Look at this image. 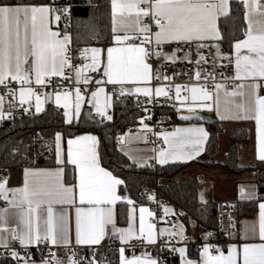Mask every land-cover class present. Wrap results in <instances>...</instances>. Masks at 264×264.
I'll list each match as a JSON object with an SVG mask.
<instances>
[{"label": "snow or ice", "instance_id": "1", "mask_svg": "<svg viewBox=\"0 0 264 264\" xmlns=\"http://www.w3.org/2000/svg\"><path fill=\"white\" fill-rule=\"evenodd\" d=\"M229 0H111L112 34L115 47L107 49V63L104 67V75L107 83L124 84L126 82L149 81L151 79V66L147 60L151 56L157 58L165 55V59H171L160 51L165 43L203 41L205 39H221L217 27L220 15H228ZM251 9H261L264 5L259 0H241ZM60 11L50 5L42 3H28L27 0H0V86L7 91L0 95V121L6 118L4 113L5 96L14 97L17 90L9 88L10 82H18L21 87L18 90L19 103L23 106L35 96V112L40 113L44 109L40 95L31 87L33 83L44 86L46 77L64 76L65 68L72 67L71 56L68 55L69 37L53 31L50 27L53 14ZM68 8L63 9L67 14ZM144 18L150 19L158 29L154 33L151 26L144 23ZM60 15H55L54 20L59 21ZM246 39L235 44V79L241 81L251 79L252 83L236 85L232 92L225 90L226 97H245V88L249 90L250 101L235 104L239 110L234 118L254 119L258 140V158L264 161V96L258 94V90L264 87L258 81L264 80V32L253 34L249 28L245 32ZM140 43L129 41L140 38ZM154 44L156 50L152 51L145 45ZM203 46V45H201ZM241 49H246L249 55H240ZM101 49H85V53L91 52L92 63L83 68H76V81L81 82L82 72L85 68L96 71L100 63ZM187 58V57H186ZM203 58V57H201ZM67 79V77H65ZM199 78V73H197ZM50 83V79L47 81ZM83 83H89L88 78H83ZM99 83V82H97ZM25 85H28L25 87ZM224 85L216 84V92H210L205 86L189 89L191 96L181 97V86H176V99L182 107H186L189 115L182 116L183 120L199 119L198 110H213L219 112L220 90ZM101 88L99 92H103ZM137 93H143L146 97L152 95V89L137 87ZM94 92L93 98L98 96ZM121 94H125L123 89ZM155 95H168L164 88H156ZM70 94L57 93L55 102L59 106L61 100L63 107L68 109ZM47 98V97H46ZM82 96L80 89H76L75 116H79ZM26 111L28 109H25ZM96 110L102 117L104 110L97 101ZM11 113H8L10 116ZM67 122L71 123L73 114L65 111ZM111 120V116L106 117ZM225 117H221L224 119ZM233 118V117H228ZM167 149H162L158 154V162L161 165L169 162L187 163L196 159L204 151V144L208 139V133L203 127L177 128L171 133H163ZM61 135L55 136L56 162L62 167L55 171L24 170L22 187L9 188L7 179L0 180V201L6 207L0 208V247L8 248V240L4 233L12 241L18 242L23 248L50 243L53 246H68L71 243L69 230V214L67 211L57 213L56 205L75 207V243L77 245H99L105 238V226L113 223V211L111 207L103 205H115L121 199L117 195V186L123 183L111 172L101 167L97 152L98 140L94 135H81L67 141V161L65 162L61 147ZM190 149V150H186ZM65 163L73 165L77 176V183L66 185L63 181ZM42 178V179H38ZM243 195V189L241 190ZM78 195V203H77ZM132 203V201H128ZM87 205L88 207H84ZM10 209H15L18 222L15 227L7 223V215ZM46 213L41 215V211ZM147 209H140V232L144 233L143 214ZM167 211V210H166ZM151 216L152 213L148 212ZM153 225H148V241L154 243L152 235ZM120 233L122 243L133 234L132 228L119 230L113 226V233ZM181 236L183 228L181 227ZM174 235V234H173ZM258 238L261 243H245L238 249L233 246L227 257L210 255L209 247H204L203 264H264V203L259 204ZM185 252L184 248L179 249ZM121 264H157L155 260H141L140 258L125 259L124 249H120ZM10 255L17 264H35L30 254L21 255L17 251H11ZM41 264H64L55 253L49 252V258L41 261ZM67 264H80L73 253ZM89 264H96L95 260ZM185 264H195L186 260Z\"/></svg>", "mask_w": 264, "mask_h": 264}, {"label": "crops", "instance_id": "2", "mask_svg": "<svg viewBox=\"0 0 264 264\" xmlns=\"http://www.w3.org/2000/svg\"><path fill=\"white\" fill-rule=\"evenodd\" d=\"M72 1L76 2V3H82L84 0H72ZM233 1L242 3L241 0H229V2H228V13L230 10V3ZM259 3L261 5H264V0H259ZM242 5H243V10H244L243 11V19H244V25H245L244 36L240 40L235 41L232 45L231 51L229 53H226V69L228 71L229 78L232 80H235L236 84L234 83L233 85H227L224 82H217V83L213 84L212 86L204 85L205 82H210L214 78V75L211 72L201 73L199 71L200 66L203 62V58H201V57H203L202 56L203 48L206 46H211L214 49H220V47H219V40L220 39H218V40L217 39H205L203 41H192V42H172V43H165L160 47V51L163 54H166L169 57H171V59L166 60L165 55H162L164 60L167 63H170L177 68H183L186 66L192 67V69H193L192 74L190 76H187L190 80H192L194 82L191 85L190 89L192 87L205 86L208 91L215 93L216 92V89H215L216 84H221V85L225 86L224 88H222L220 90V101H221V103H220L219 112L216 111L215 106H214L213 110H211V111H209V110H203V111L198 110L199 113L209 114L212 116L213 120L220 122L222 124V132L221 133H224L227 137H228V134L230 132H232L233 130L242 129V130H245L247 132V140L237 147V164L240 168L246 169V171H244L243 173H241V174H230V173L226 172L225 170H223L219 167L192 165V166H189V167L185 168L184 170H182L180 172V174L178 175L179 181H183V180H187V179H191V178L200 179V181L203 183V185H202V188L200 189V191L198 193V198L200 200V197L202 196V194H204L205 195L204 203H207L209 200H211V201L215 202L216 204H218L219 206H221L223 204H233L234 205L235 202H238V201H253V200L259 199L258 204H257V210H256V213L254 214L253 217H250V218L242 217V218L237 219V221H236V235L235 236L237 237V240H236V243L234 244V246L237 247L238 249L242 248L243 244H245V243H261L262 242L258 238V217H259V204L264 203V193L260 192V188L262 185H260L255 180V176H256L255 173L257 172L256 171V169H257L256 165L258 163H264V161H261L258 158L259 153H258V140H257V132H256L257 126L255 123V120L254 119L245 120V119L234 118L236 116L237 112L239 111L235 107V104L250 101L251 97L248 94L249 90L247 88L244 89V91L246 92V96L243 98L240 96H236V97H226L225 96V90L228 92H232L236 89V85H238V84L244 83L245 85H248V84L252 83L251 79L241 81L239 79L234 78L235 77V58L237 55L236 49H235V44L247 38L245 35V32L249 28L251 29L253 34H260L261 32H264V8L251 9L250 10L243 3H242ZM110 11L112 12L111 0H110ZM55 15L61 16V14L59 12H56L53 14V18H52L51 23H50V27L53 31H57L56 27H58L61 23V19L59 21L54 20ZM224 17H225L224 15H220L218 20L221 18H224ZM145 19L146 18H144V20ZM111 20H112V16H111ZM218 20H217V27H218ZM111 29H112V23H111ZM157 30L158 29L156 27H154L152 32L154 33ZM140 39H142V37L135 38V39L129 41V43L139 44ZM69 43H70V38H69ZM152 44H154V37H153V43ZM201 45H203V46H201ZM115 46L116 45H115V42H114L113 36H112V44L110 46H108L105 49V51H103L100 48L102 50L101 55H100V63L98 64L97 70L94 71L95 76L92 79H88L89 83H87V84L83 83L82 82L83 79L81 78V82H80L81 84L91 85V87L89 88L88 94L86 96L81 95L83 99L81 100L80 114L78 117L75 116L76 91L68 92L70 94V96H69L70 107L68 109H65L63 107V103H64L63 100H61V104L59 106L56 104V102H55V96L56 95L45 94V95L40 96L41 101L43 102L42 103L43 109L45 110V108L48 104L59 109L63 113L64 121L67 124H70V123L67 122V118L64 116L65 111H70L73 114V120L71 123H76L83 116V112L85 109H89L91 111V114L97 120L105 122V121H108V119L106 117L110 116V111H111L112 106H113V101H112V98H111L110 93H109L110 88H118L120 91L123 89L124 93L130 94L132 96L146 97L145 95H143V93L135 92V89L137 87H141V88L148 87V88L152 89V95L150 97L156 96L155 95V89L156 88H153L151 86V79L149 81L126 82L122 85L121 84H115L114 85L111 83H107L108 78L104 75V67L106 66V63H107V49L109 47H115ZM179 47L184 48V50H179ZM84 48L86 49V47H84ZM240 55L241 56L249 55V53L247 52L246 49H241ZM102 56H104V58H105L104 64L102 63ZM197 73H199V78H197ZM150 76H151V72H150ZM59 77H62V76L51 77V78H59ZM32 79H33V83L31 85V87L33 89H35L39 85H36L34 83V74L32 76ZM45 79H47V77ZM97 82H99V83H97ZM202 82H203V84H201ZM258 82L261 83L262 85H264V80H261ZM27 86L28 85H25V87H27ZM20 87H21V85L17 89V95L12 97V102H9L5 99L4 113L6 116H7V112H9L13 108V104H20L19 103V95H18V90ZM101 88L104 90L103 92H99V89H101ZM261 91H264V87H261L258 90V94ZM94 92L99 93L95 99L93 98V95H92ZM190 96H191V93L189 91V97ZM150 97H147V98H150ZM97 101L99 102V106L105 112L104 117H102L101 115H99L97 113V110H96ZM24 105L31 107L33 109V113L35 115L40 114L44 111L43 110L40 113L35 112V106H36L35 96H33L31 98V100L26 102ZM182 110L187 112L186 107L182 108ZM222 116L225 118L221 119ZM228 117H233V118H228ZM2 121H0V123ZM202 122H204V121H201L199 119H193L190 121H179L170 130L161 131V132L157 133V137L164 143L163 149H167L168 145L165 144L164 139H163V135H161V134L171 133L177 128H187V127H193V126L203 127L207 131V133L209 134L204 123H202ZM57 134H60L62 137L61 147L63 150L65 162L67 161V141L69 139H74V138L81 136V135H94L92 133H82V134H79L75 137L65 138L63 136V134L56 133L54 135V138L52 141V155H53V159H54V164L51 166L22 165V166L15 168V169L8 170V178H7L8 185L7 186L9 188H15V187H22L23 186V180H24L23 173H24L25 169L55 171L57 168L62 167L61 165H58L56 162L55 136ZM208 137H209V135H208ZM116 139H117V150L132 165L137 166V167H142V166H145L149 163H153L156 165L163 166L158 162L159 152H155L153 146L150 143L145 141L144 135L142 133H131V134L125 133V134H121V135L118 133ZM207 141H208V139L206 140V142L204 144V149H205ZM44 146L45 147L41 146L39 148V150L35 156H39V157L47 160L49 158L48 157L49 151H48V148H46V146H48V144H44ZM219 147H220V144H219ZM186 150H190V149H186ZM97 152H98V156H99L98 147H97ZM203 153H204V151L196 159L191 160L187 163L169 162L168 164H165V165L188 164L192 161H195V160L202 158ZM219 153H220V149L218 152V156H219ZM99 159H100V157H99ZM63 167H64V175H63L64 183L66 185L76 184L78 173L76 172L74 166L65 163V165H63ZM66 167L69 170L70 178L71 177L74 178L73 182H71V181L66 182V180H65V168ZM106 171H108V170H106ZM203 176H207V181H209L208 184L206 182H204ZM213 177L215 179H213ZM38 179H42V178H38ZM120 186H121V184L119 186H117V189H116L118 196H120ZM242 189H243V195L241 193ZM128 201L129 200L122 202L119 200L115 203V205H111V206L110 205H103L102 206L104 208H108V207L112 208L113 223L107 224L105 226V231H106L105 238L101 241V243L99 245H77L75 243V207H71V206H63L62 207L59 205L54 206L55 211L57 213H60L62 211H67L69 214V230H70L71 243L68 246H63V245L53 246L50 243H47V244H49L51 247H55V248H67V247L68 248H71V247L72 248H74V247L93 248V247H98L101 244H103V242L105 241L106 237L109 234H114L113 233V226L119 230H127L130 227L132 228L133 234L131 237L127 238L126 243L121 242V240L119 238L120 233H118V232L115 233V235L118 238V244L120 246H126V245H129V244L136 242V241L137 242L138 241L143 242V243L149 244V245L154 244L161 237H169V236H174V235L179 234L181 232V227L183 228V234L185 235V237L190 242H195L201 238V234H198L195 231L193 223H190V226L192 228L191 234L190 235L185 234L184 226L181 223V221L179 220L178 214L170 205H167L165 207L164 216L159 219L157 224H155L153 221L154 214H153L152 210L147 205L135 204L133 202L128 203ZM200 202H203V201L200 200ZM77 203H78V195H77ZM123 204L127 206L126 222L123 225H119L117 223V208ZM84 207H88V206L85 205ZM141 208L148 210L147 212H145L143 214V222H144V233L143 234H141V232H140V224H141L140 209ZM148 212H151L152 215L149 216ZM41 215L45 216L46 213L42 210ZM167 219H172L175 222L174 228H168L166 226V220ZM17 222H18V215H17L16 210L10 209L8 212V215H7L8 225L10 227H15ZM149 224L153 225L152 235H153V238L155 240L154 243H150L148 241V225ZM3 235L8 240L9 246H11V239H10V237H8V234L4 233ZM206 246L209 247V249L211 250L210 246L207 244L201 245L200 248H193L192 246H182L181 248H184L185 252L183 254H181L179 251V258L177 259L176 264H185L186 260L193 261V262H195V264H203L204 259H205L204 254H203V249ZM29 247H32V246H29ZM4 249L5 248L0 247V258L2 257V253H3ZM120 249H122V248L119 247V249L115 252V254L117 256L118 264H121ZM229 252L227 254H225L224 256L227 257ZM209 254L212 255L211 252ZM191 255H194V256H191ZM213 256H216V255H213ZM124 257H125V255H124ZM125 259H129V258L125 257ZM147 260H149V259H146L145 261H147ZM13 263L17 264V262H13ZM35 264H41V263L35 261Z\"/></svg>", "mask_w": 264, "mask_h": 264}, {"label": "trees", "instance_id": "3", "mask_svg": "<svg viewBox=\"0 0 264 264\" xmlns=\"http://www.w3.org/2000/svg\"><path fill=\"white\" fill-rule=\"evenodd\" d=\"M53 1L27 0L28 3L47 5ZM243 11L242 3L233 1L230 3L228 15L218 20V29L222 37L219 40V47L226 53L231 51L235 41L244 36ZM71 12V34L74 47L94 45L105 51L112 44L110 0H84L82 3L72 1ZM104 60L102 56L103 64ZM144 110L145 104H136L132 98H129L121 102H113L110 111L112 118L105 122L97 120L96 123H89L82 116L78 122L67 124L63 113L50 104L40 114L5 119L0 123V170L15 169L22 165L51 166L54 164L52 141L56 133L63 134L65 138L75 137L82 133H92L98 139L101 166L123 181L120 194L126 191L128 200L135 204L146 205L145 195L151 191L153 196L166 201L167 205L176 211L186 235L192 232L190 223L194 224L198 234L206 230H216L219 205L211 200L207 203L200 202L198 193L203 185L200 179L191 178L179 181L178 175L192 165L219 167L230 174L243 173L246 169L240 168L237 164V147L247 140V132L237 129L228 134L232 144L226 161L219 163L218 136L222 132V124L215 120L202 122L209 132L202 158L188 164L160 166L149 163L137 167L119 153L116 138L120 129L125 125L135 123ZM162 112L171 113L167 110H162ZM39 143L48 144L49 158L47 160L35 156L39 150ZM256 168L255 180L262 185L260 192L264 193V163H258ZM69 175L66 167L65 180L73 182L74 178H70ZM258 201L259 199L235 202L236 221L242 217H253ZM126 216L127 206L123 204L117 208V223L125 224ZM94 258L97 264H118L117 256L113 251L98 249ZM176 263L177 260L173 264ZM0 264L14 263L2 255Z\"/></svg>", "mask_w": 264, "mask_h": 264}, {"label": "built area", "instance_id": "4", "mask_svg": "<svg viewBox=\"0 0 264 264\" xmlns=\"http://www.w3.org/2000/svg\"><path fill=\"white\" fill-rule=\"evenodd\" d=\"M53 8H57L62 16V23L56 27L57 32L60 33L61 38L67 35L70 38L68 44V55L72 57L70 63L72 67L65 68V74L59 78H47L44 86H37L34 90L40 96L45 94L56 95L57 93L63 94L65 92L76 91L80 89V94L86 96L91 85H85L76 82V68H83L85 65L92 63L88 52L85 53L84 47H74L72 42L71 24H72V1L71 0H54L49 3ZM68 8L67 14L63 13V9ZM144 23L151 26L153 30L155 24L148 18L144 20ZM62 24V25H61ZM62 26V28L60 27ZM150 50L155 51L156 46L154 44L145 45ZM179 50H184L180 48ZM203 62L199 71L201 73L211 72L214 78L210 82H205L204 85L212 86L217 82H224L227 85L236 84L235 80L229 78L228 71L226 69V52L223 49H214L211 46H206L202 50ZM147 63L151 66V86L153 88H164L168 95L152 96L150 98L143 96H132L130 94H121L118 88H110L109 93L113 102H121L125 99L132 98L136 104H145V110L141 117L133 124L123 126L119 134L125 133H142L146 142L150 143L155 152H160L164 148V143L157 137V133L161 131L170 130L177 122H179V114H187L182 110L181 103L176 97V86H181V97H189V89L194 83L187 76L192 74V67L186 66L183 68H177L170 63H167L163 56L160 57L151 56L148 58ZM95 76V72L85 68L82 72V79H92ZM67 77V79L65 78ZM50 79V83L47 81ZM203 84V82L201 83ZM20 86L17 82H10L9 88L18 89ZM7 90L0 86V95L5 94ZM260 96H264V91L259 93ZM5 99L12 102V97L5 96ZM25 109H28L27 111ZM164 111H170V114H166ZM8 113H11L8 116ZM33 109L29 106L20 104H13V108L7 112L5 119L17 118L20 116L32 115ZM4 119V120H5ZM8 178V170H0V180ZM146 205L152 210L154 216L153 221L158 223L159 219L165 214L166 201L161 200L153 196L151 191L146 193ZM120 201L125 202L128 200V194L124 191L120 194ZM6 207V204L0 201V208ZM235 208L233 204H223L220 206L219 215L217 218L216 230H206L201 234L200 240L190 242L185 235L177 234L169 237H161L154 244H145L143 242H133L126 246H120L118 244V238L115 234H109L103 244L93 248H55L49 244H39L38 246H32L23 248L18 242L11 240V246L3 250L2 255L13 261L17 262L10 255L11 251H17L22 256L25 253L30 254V258L41 263L42 260L49 258V252L55 253V255L67 264L68 258L74 253L75 259L80 264H89V261L95 260L94 254L98 249H105L116 252L119 247L124 249V255L126 258H140L141 260L152 259L157 264H173L175 260L179 258V249L182 246H192L193 248H200L201 245L207 244L210 246L212 255L227 254L236 241L233 240V236L236 235V219L232 218ZM166 226L168 228H174L175 222L172 219L166 220ZM96 262V260H95ZM97 264V262H96Z\"/></svg>", "mask_w": 264, "mask_h": 264}, {"label": "rangeland", "instance_id": "5", "mask_svg": "<svg viewBox=\"0 0 264 264\" xmlns=\"http://www.w3.org/2000/svg\"><path fill=\"white\" fill-rule=\"evenodd\" d=\"M92 48L100 49L99 47L94 46V45L86 47V49H92ZM88 55L91 57V55H92L91 52H88ZM218 138H219V144H220V147H219L220 153H219V156H218V162L219 163H224L226 161V159H227V153H228L229 148H230L232 143H231L229 138L224 133L219 134ZM41 146L45 147L44 144L39 143L38 149ZM46 148H49V147L46 146ZM203 177H204L203 178L204 182H206L208 184L209 181H207V176H203ZM213 179H215V178L213 177ZM200 200L203 201L202 203H204V201H205V195L204 194H202V196L200 197Z\"/></svg>", "mask_w": 264, "mask_h": 264}, {"label": "water", "instance_id": "6", "mask_svg": "<svg viewBox=\"0 0 264 264\" xmlns=\"http://www.w3.org/2000/svg\"><path fill=\"white\" fill-rule=\"evenodd\" d=\"M185 115H189V113L187 114H179L178 115V119L179 121H190V120H183L181 119L182 116H185ZM198 115H199V120L201 121H204V122H211L213 120L212 116L209 115V114H205V113H199L198 112ZM83 116L85 118V120L89 123H96L97 122V119L91 114V111L89 109H85L84 112H83ZM193 119H196V118H193ZM191 119V120H193ZM218 211H220V206L218 208ZM232 218L236 219L237 216H236V213L234 212L233 215H232ZM233 240L236 241L237 240V237L236 236H233Z\"/></svg>", "mask_w": 264, "mask_h": 264}]
</instances>
